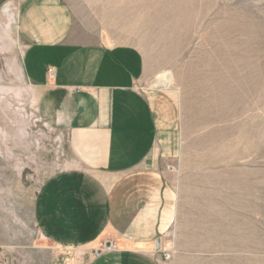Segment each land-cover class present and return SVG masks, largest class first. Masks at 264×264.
I'll return each mask as SVG.
<instances>
[{"label": "rangeland", "instance_id": "374dc122", "mask_svg": "<svg viewBox=\"0 0 264 264\" xmlns=\"http://www.w3.org/2000/svg\"><path fill=\"white\" fill-rule=\"evenodd\" d=\"M63 1L76 24L140 50L138 86L177 139L166 264H264V0ZM22 49L16 11L0 14V264H77L34 219L67 145Z\"/></svg>", "mask_w": 264, "mask_h": 264}, {"label": "crops", "instance_id": "0c3cea01", "mask_svg": "<svg viewBox=\"0 0 264 264\" xmlns=\"http://www.w3.org/2000/svg\"><path fill=\"white\" fill-rule=\"evenodd\" d=\"M13 9L22 71L44 89L67 145L34 200L42 237L78 253L77 264H166L161 235L175 198L165 165L177 139L138 86L143 54L76 24L63 0H0V14ZM107 240L112 247L94 255Z\"/></svg>", "mask_w": 264, "mask_h": 264}, {"label": "built area", "instance_id": "2783aa9c", "mask_svg": "<svg viewBox=\"0 0 264 264\" xmlns=\"http://www.w3.org/2000/svg\"><path fill=\"white\" fill-rule=\"evenodd\" d=\"M48 75L49 77H52L54 75V70L53 69H48ZM112 242L110 240H107L105 242H102L99 246H97L96 248L93 249V253L94 255H98L101 251L112 247ZM170 257V253L169 251H167L166 249L163 250V258L164 260H168Z\"/></svg>", "mask_w": 264, "mask_h": 264}, {"label": "bare ground", "instance_id": "6f19581e", "mask_svg": "<svg viewBox=\"0 0 264 264\" xmlns=\"http://www.w3.org/2000/svg\"><path fill=\"white\" fill-rule=\"evenodd\" d=\"M158 77L162 78L163 83H167L169 81L167 74H160Z\"/></svg>", "mask_w": 264, "mask_h": 264}]
</instances>
